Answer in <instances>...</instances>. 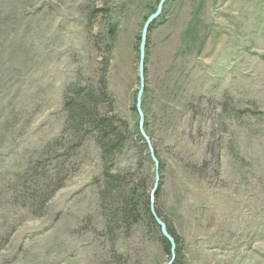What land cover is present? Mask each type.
Instances as JSON below:
<instances>
[{"label": "rangeland", "instance_id": "1", "mask_svg": "<svg viewBox=\"0 0 264 264\" xmlns=\"http://www.w3.org/2000/svg\"><path fill=\"white\" fill-rule=\"evenodd\" d=\"M154 3L0 0V264L168 262L145 225L104 230L94 144L54 142L64 88L101 72L114 113L135 122ZM141 110L158 167L131 134L111 170L134 166L150 187L157 172L172 264H264V0H167L148 30Z\"/></svg>", "mask_w": 264, "mask_h": 264}, {"label": "trees", "instance_id": "2", "mask_svg": "<svg viewBox=\"0 0 264 264\" xmlns=\"http://www.w3.org/2000/svg\"><path fill=\"white\" fill-rule=\"evenodd\" d=\"M158 1L155 0L154 5H151V13L155 11ZM113 34L114 29L110 28L108 35L113 36ZM113 103L114 100L107 90L104 72L100 73L95 86H84L80 83L67 85L62 100V110L65 113L64 126L54 142L65 141L64 144L68 145L69 150L79 148L86 142H92L96 147L102 163L96 184L99 207L104 215V230L111 233L115 227H118L117 225L126 224L127 228H130L132 225L143 224L151 230L169 253V244L161 236L159 227L150 213L149 206L152 202L150 192L153 184L151 187L147 185L145 178L137 173L134 166L111 170L116 158L127 150L128 141L132 142L131 134L140 139V145L136 147L139 154L141 155L145 149L147 158L151 159L147 144L139 132L135 104L133 111L136 120L130 125L114 113ZM143 127L146 129V124ZM43 179L33 183L39 187L50 188L51 183H46ZM55 186H52L51 191ZM154 211L161 219L160 213L156 209ZM165 225L176 241L170 227L166 223Z\"/></svg>", "mask_w": 264, "mask_h": 264}, {"label": "water", "instance_id": "3", "mask_svg": "<svg viewBox=\"0 0 264 264\" xmlns=\"http://www.w3.org/2000/svg\"><path fill=\"white\" fill-rule=\"evenodd\" d=\"M166 1L167 0H159L156 5L155 11L146 17L142 25L141 31H140L139 45H138V63H137L138 89H137L136 96H135V109L138 115L139 132L147 144V149H148L151 161L154 164L156 169L158 167V161L154 156V151L152 149V146L150 145L149 138L145 135L144 130H143L144 115L141 110V99H142V94L144 90V60H145V47H146L148 30L152 22L160 16L162 12V8ZM157 186H158V174L157 172H155L154 183H153V186L150 192V197H151L152 202L150 203L149 208H150V213L152 217L154 218L156 224L159 227L161 236L169 244V260L166 264H172L176 257V253H175L176 242L174 238L172 237V235L168 232L165 223L156 215L154 211L153 201H154V194L157 190Z\"/></svg>", "mask_w": 264, "mask_h": 264}]
</instances>
